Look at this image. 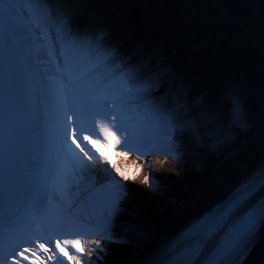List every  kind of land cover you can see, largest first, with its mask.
Returning <instances> with one entry per match:
<instances>
[{"label": "snow or ice", "instance_id": "snow-or-ice-1", "mask_svg": "<svg viewBox=\"0 0 264 264\" xmlns=\"http://www.w3.org/2000/svg\"><path fill=\"white\" fill-rule=\"evenodd\" d=\"M39 2L0 0V264H107L113 244L140 249L139 264H264V157L154 231L129 203L139 169L102 150L184 167L186 148L216 150L251 127L238 93L228 113L191 97L154 52L78 26L70 0L53 47L32 25ZM170 178L141 182L159 193Z\"/></svg>", "mask_w": 264, "mask_h": 264}, {"label": "bare ground", "instance_id": "bare-ground-1", "mask_svg": "<svg viewBox=\"0 0 264 264\" xmlns=\"http://www.w3.org/2000/svg\"><path fill=\"white\" fill-rule=\"evenodd\" d=\"M44 1L47 2L48 0H40L38 4L45 10L43 20L40 21L38 18L37 21L39 23L46 22L47 29L45 32H41L35 24L32 23V25L36 35L41 40L44 41L46 37L48 40L52 39L53 44H56L55 37L58 32L63 30L58 10L62 7L64 0H51L48 4ZM28 2L32 3V0H28ZM70 2L73 7V19L78 26H104L103 28L107 30L111 38L125 48H140L146 52H154L162 65L169 66L177 76L184 79L186 86L190 82H196L193 88L197 93L188 91L190 96L194 95V98L204 97L208 104L221 112L228 113L231 111L233 95L231 85H224V96L216 98L210 94L213 90V83L209 75L199 79L201 66L209 62L208 51L200 55V59L197 60L199 63L190 61L188 56L187 59L184 57L185 61L180 60L179 67L174 62L175 57L169 53V48H161V52L157 54L158 48L154 47L156 40L152 34L157 37L165 30V26H162V29H158V27L149 29L147 25L143 26L145 19H147V23L155 24L158 20L155 10L151 8L146 13L144 11L139 12L140 7L136 9L135 4H132L129 16L125 17L127 12L124 5L119 3L120 0L103 1L102 4H105L103 8L99 5V0H77L76 2L70 0ZM59 3L60 5H58ZM163 52H165V56H159ZM228 63L226 70L231 76L239 73L241 68L247 71V77L244 78V81L242 80L240 86L242 89L240 96L243 97L244 101L243 109L249 110V112L258 111L259 116L254 117L256 126L249 129L237 127L234 130V139L231 144L221 146L216 150L206 149L207 160L204 158L193 159L194 153H197L199 149L186 148L183 155L184 167H181L172 157L149 156L143 158L133 152H129L126 157H117L116 152L121 151V149L113 150L111 159L118 166L127 167L130 171L139 169L140 179L135 182L131 190L132 198L129 203L131 210L140 214L145 225L151 230L162 231L174 226L173 221L178 220L182 212L190 210L198 202H202L213 195L216 187L225 183L231 174L258 163L264 157V67L254 58L242 57L241 55L237 58L232 57ZM255 96L258 98L255 99ZM248 119L250 122L253 121L251 117ZM185 143L187 144L188 141L186 140ZM102 150L107 152L108 149L102 148ZM153 160L156 161L153 162ZM196 160H199L200 167L194 163ZM207 165H209L207 170H211L210 174L204 171ZM152 171L157 176L172 177L161 182L162 185L170 188L169 196L166 195L165 189L156 193L152 187L141 182L142 177L148 176ZM138 189L143 191H137ZM147 193L152 194L148 195ZM54 195L63 200L67 198L68 193L66 190H57ZM112 247L117 246L113 244ZM141 255L140 249L131 251L129 247H125L123 251L121 250L119 257L110 264H139Z\"/></svg>", "mask_w": 264, "mask_h": 264}, {"label": "rangeland", "instance_id": "rangeland-1", "mask_svg": "<svg viewBox=\"0 0 264 264\" xmlns=\"http://www.w3.org/2000/svg\"><path fill=\"white\" fill-rule=\"evenodd\" d=\"M124 1L126 6L129 5L125 8L127 12L125 17L129 16L132 4H135L136 9L140 7L139 12L144 11L146 13L151 8L157 12L158 20L154 25L147 23V19L143 24L144 27L147 25L149 29L154 27L162 29V26H165V30L157 36L158 38L152 34L156 40L154 47L158 48L157 54L161 52V48H169V53L175 57L174 62L179 67L180 60L185 61L187 56L190 61L199 63L197 60L200 59V55L208 51L209 62L201 66L199 79L209 75L213 83V90L210 94L216 98L224 96V85H231L232 92L238 93L243 105L240 86L242 80L244 81V78L247 77V71L241 68L239 73L231 76L226 69L230 59L240 55L254 58L264 67V0ZM180 54L183 57L179 56ZM159 56L164 57L165 52ZM195 83L190 82L187 86L188 91H193L194 94L197 93L193 88ZM191 97L194 98V95ZM257 98L255 96V99ZM243 110L247 119L248 117L253 118L252 122L248 119L251 127L256 126L254 117L259 116L258 111ZM197 150L198 152L194 153L193 159L204 158L207 160L206 149L197 148ZM209 152L214 154L212 151ZM155 161L153 160V162ZM194 163L199 166V160L194 161ZM207 167L209 165L204 168V171L210 174L211 170H207ZM210 167L212 166L210 165ZM161 189H165L166 195L169 196L170 188L168 186L162 185ZM114 245L117 247L111 246V255L108 257L107 264L113 263L112 261L117 259L121 250L123 251L125 248L120 244ZM127 247L131 251L139 250L136 247Z\"/></svg>", "mask_w": 264, "mask_h": 264}]
</instances>
